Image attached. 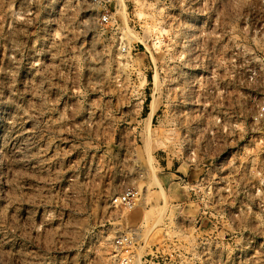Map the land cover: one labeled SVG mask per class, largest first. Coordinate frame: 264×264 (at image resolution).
I'll return each mask as SVG.
<instances>
[{"label":"rangeland","instance_id":"374dc122","mask_svg":"<svg viewBox=\"0 0 264 264\" xmlns=\"http://www.w3.org/2000/svg\"><path fill=\"white\" fill-rule=\"evenodd\" d=\"M0 264H264V0H0Z\"/></svg>","mask_w":264,"mask_h":264},{"label":"built area","instance_id":"2783aa9c","mask_svg":"<svg viewBox=\"0 0 264 264\" xmlns=\"http://www.w3.org/2000/svg\"><path fill=\"white\" fill-rule=\"evenodd\" d=\"M134 199V193H128L123 195L122 197L117 198L114 203L130 207L133 206Z\"/></svg>","mask_w":264,"mask_h":264}]
</instances>
